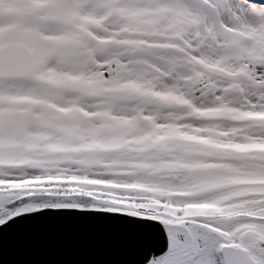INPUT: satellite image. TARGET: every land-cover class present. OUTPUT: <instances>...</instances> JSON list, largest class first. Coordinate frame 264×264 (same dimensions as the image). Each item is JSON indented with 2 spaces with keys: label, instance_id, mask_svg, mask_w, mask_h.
Here are the masks:
<instances>
[{
  "label": "snow or ice",
  "instance_id": "1",
  "mask_svg": "<svg viewBox=\"0 0 264 264\" xmlns=\"http://www.w3.org/2000/svg\"><path fill=\"white\" fill-rule=\"evenodd\" d=\"M54 218L264 264L262 0H0V235Z\"/></svg>",
  "mask_w": 264,
  "mask_h": 264
},
{
  "label": "water",
  "instance_id": "2",
  "mask_svg": "<svg viewBox=\"0 0 264 264\" xmlns=\"http://www.w3.org/2000/svg\"><path fill=\"white\" fill-rule=\"evenodd\" d=\"M159 241L107 221L45 219L0 235V264H141Z\"/></svg>",
  "mask_w": 264,
  "mask_h": 264
},
{
  "label": "rangeland",
  "instance_id": "3",
  "mask_svg": "<svg viewBox=\"0 0 264 264\" xmlns=\"http://www.w3.org/2000/svg\"><path fill=\"white\" fill-rule=\"evenodd\" d=\"M262 2H264V0H262Z\"/></svg>",
  "mask_w": 264,
  "mask_h": 264
}]
</instances>
